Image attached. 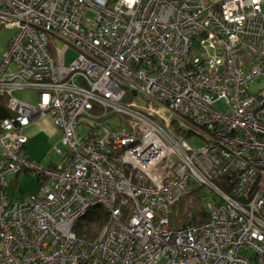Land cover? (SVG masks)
Wrapping results in <instances>:
<instances>
[{
  "label": "built area",
  "instance_id": "built-area-1",
  "mask_svg": "<svg viewBox=\"0 0 264 264\" xmlns=\"http://www.w3.org/2000/svg\"><path fill=\"white\" fill-rule=\"evenodd\" d=\"M0 24V264H264V0H0ZM47 117L44 167L25 128ZM28 172L38 191L10 197ZM199 189L206 220L172 229Z\"/></svg>",
  "mask_w": 264,
  "mask_h": 264
},
{
  "label": "trees",
  "instance_id": "trees-1",
  "mask_svg": "<svg viewBox=\"0 0 264 264\" xmlns=\"http://www.w3.org/2000/svg\"><path fill=\"white\" fill-rule=\"evenodd\" d=\"M2 28L3 26L0 24V32ZM12 115L13 114L7 108L6 98L0 96V123L12 117ZM17 177L18 176H16V178ZM13 198L16 197L14 196ZM205 198V194L199 189L175 202L171 209L170 227L174 230L179 228L189 216L193 224H199L205 221L208 215L204 204ZM108 221L109 213L102 206L96 205L89 209L88 212L77 221L73 228V232L78 239L95 241L100 236Z\"/></svg>",
  "mask_w": 264,
  "mask_h": 264
},
{
  "label": "rangeland",
  "instance_id": "rangeland-1",
  "mask_svg": "<svg viewBox=\"0 0 264 264\" xmlns=\"http://www.w3.org/2000/svg\"><path fill=\"white\" fill-rule=\"evenodd\" d=\"M207 3L206 1H204ZM12 31L9 27H3L0 32V42L4 38H9ZM75 50L70 49L66 54L67 60L74 57ZM18 97L21 94L15 93ZM191 145L196 148L201 146L203 140L197 136H191ZM60 147L58 138L56 136H49L44 130L39 131L34 137L30 138L25 145L26 154L32 156L34 162L41 166H47L49 162L58 161L57 156L54 153V148ZM39 185L36 176L32 173H24L14 179H9V185L7 188L10 197H16L17 199L24 198L26 195L35 194L38 191ZM210 195L204 199L205 206L210 203Z\"/></svg>",
  "mask_w": 264,
  "mask_h": 264
},
{
  "label": "crops",
  "instance_id": "crops-1",
  "mask_svg": "<svg viewBox=\"0 0 264 264\" xmlns=\"http://www.w3.org/2000/svg\"><path fill=\"white\" fill-rule=\"evenodd\" d=\"M204 1L207 2L206 4H210V3H214V2H217V1H220V0H203V2ZM8 39H9L8 37L7 38H4L0 42V51L6 46ZM23 97H24L25 100H27L28 102H31V103L36 100V96L32 92L25 93L23 95ZM42 130H44L49 136H53V135L56 136L58 138V142H59V140H60L59 130L54 125L53 120L51 118H49V117L43 118V119H39V120L35 121L34 123H31L28 127L25 128V134L27 136V142H28V140L30 138L34 137L39 131H42ZM24 152H25V155L30 160L33 161L32 156L31 155L28 156L26 154L25 148H24ZM56 162H49V164L47 166L52 165V164H54ZM47 166H45V167H47Z\"/></svg>",
  "mask_w": 264,
  "mask_h": 264
}]
</instances>
